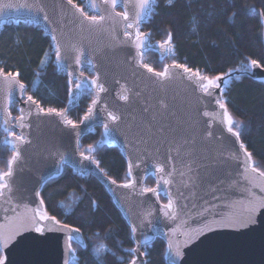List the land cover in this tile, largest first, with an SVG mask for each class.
<instances>
[{
	"label": "water",
	"instance_id": "obj_1",
	"mask_svg": "<svg viewBox=\"0 0 264 264\" xmlns=\"http://www.w3.org/2000/svg\"><path fill=\"white\" fill-rule=\"evenodd\" d=\"M40 2L52 21L51 27L59 30L61 23L64 24L63 36L59 37L61 43L67 45L80 42L86 49V58H82L85 62L79 69L84 73L83 78L99 76L106 91L98 95L93 93V98L99 100L97 113L91 121H86L77 129L65 126L62 118L55 115L33 114L29 118L31 128L25 130V134L29 136L31 143L22 146L21 158L13 165V176L8 178L13 190L11 205L0 197V250L4 264H64L65 259L70 264L76 256L72 243L83 247L86 245L81 231L74 233L72 230L77 229L76 227L67 225L56 217L59 224L55 221H41L38 217L35 225L27 222V218L33 215L35 209L47 212L44 201L43 204L40 203L41 191L46 182L62 174L63 170L57 171L61 155L68 161L66 166L83 175L91 174L97 178L112 197L130 228L132 225L137 226L136 234H132L134 248L139 247V251L132 259L136 264H148L143 248L157 238L166 242L167 263L170 254L175 256L178 246L180 256L175 257L176 264H264V208H257L251 221L247 219L250 200L248 189L251 185L241 175L244 170L240 162L231 158L232 153L237 152L241 160L244 158L243 149L239 147L242 140L240 138V141H237L227 132L226 123H220L222 110L214 103L205 106L206 102L201 99L202 94L195 90L191 80L186 79L183 69L170 67L173 79L166 81L163 86L158 84L156 82L158 78L137 65L139 57L135 48L124 42L122 23H115V32L109 27L114 24L111 20L105 22L103 29L80 31L76 25L78 18L82 17L78 12L73 15L75 10L66 5V0ZM95 2L97 5L100 4V0ZM24 3L32 4L35 0H0V4L14 5L12 8L4 9L0 14V29L9 21H31L40 25L48 34L49 27L42 20V15L37 14L35 10L17 7ZM90 3L91 0H85V8L93 15L95 12ZM123 10L118 5L116 11ZM147 19L148 17L140 26ZM149 42L158 48L159 42L152 43L151 38ZM149 51L156 52L161 60L170 59L173 55L165 54L162 57L160 51L155 48L145 53ZM87 58L95 64V71L88 66ZM172 63L168 62L166 65L171 66ZM258 65L250 67L251 75L264 79V67L259 63ZM75 67L73 65L70 70H75ZM84 69H88L89 73L84 72ZM226 79L227 77H224V80ZM225 85L226 83H222V91L216 90L223 99ZM125 89L129 90L128 101L120 99ZM5 91L3 83L0 82L1 123ZM137 92L140 93L139 96L136 95ZM81 96L73 103L68 102L65 114L67 119L69 110ZM162 98L168 103L169 111L153 121L151 116L156 112L159 107L158 101ZM15 104L17 108L24 106L18 97L15 98L13 105ZM105 105L108 111L122 117V123L112 136L106 135L102 127ZM149 105L152 106L151 110L144 112L143 109ZM27 111L25 107V113ZM204 111H208L210 115L204 117ZM173 112L175 116L171 115ZM209 121L212 122L211 130L214 135L212 138H205ZM149 124L152 125L151 133L145 130ZM129 125L133 126L134 131H144L147 143H140L139 139H134L133 134L127 131ZM162 126L175 131H165L161 134L157 129ZM97 127L102 128L104 141L110 146L117 147L127 163L129 159L134 162L138 159L143 161L138 169H133V178L137 181L135 189L120 187L125 182L116 181V184H112L113 179H109L108 175L101 172L100 167L97 168L94 163L82 160L79 156V152L82 151V139ZM12 130L19 132L17 128ZM185 138L195 140L194 144L186 146L191 155L181 150L177 156L176 152L172 151L171 155L175 159L166 163V171L175 168L170 178L172 182L169 185L161 184L158 198L153 193L141 195L140 189L147 187L146 181L152 176L149 174L155 171L154 165L166 162L169 144L173 141L180 144ZM92 159L94 160L93 157ZM189 163L192 164L194 171L181 176L180 173L186 172L185 165ZM189 176L194 178V182L189 181ZM152 177L155 179L153 187H156L157 177ZM250 177L254 183L264 187V178L257 174H250ZM260 187L251 188L256 202L264 198V192L260 191ZM37 192L40 193L39 196H36ZM166 193L178 206V216L174 221L164 217L159 211L162 204L168 203L169 195ZM7 195L5 192V196ZM161 197L167 201H162ZM9 207L15 208V211L5 212L4 209ZM147 211H152L151 217H145ZM64 225L68 227L65 228ZM36 226L41 227L43 231L36 232ZM49 228L52 230L49 231ZM9 235L12 238L7 240L5 245V239ZM69 236H73L72 241L68 240ZM145 236L150 238L148 243L140 244ZM169 242L173 245L171 249ZM69 244L74 250L71 254Z\"/></svg>",
	"mask_w": 264,
	"mask_h": 264
},
{
	"label": "trees",
	"instance_id": "obj_2",
	"mask_svg": "<svg viewBox=\"0 0 264 264\" xmlns=\"http://www.w3.org/2000/svg\"><path fill=\"white\" fill-rule=\"evenodd\" d=\"M74 2L92 15L85 8V0ZM210 12L214 14L208 15ZM141 30L151 34L152 43L164 41L167 33H172L170 59L161 60L154 51L143 56V62L157 71L173 61L209 76L231 70L223 97L233 119L242 122L240 138L252 153L255 166L264 171V79L253 77L250 68L244 66L254 59L264 67V0H174L171 5L166 0H155L152 14ZM52 43L37 23L6 22L0 29V66L6 72L18 70L28 93L42 107L59 110L69 102L68 77L57 71L54 54L51 60L44 56L45 52L51 53ZM42 58L48 61L45 65L40 64ZM84 72L89 73L88 69ZM92 99L93 94H82L69 110L68 119L78 123ZM11 111L13 116L19 114L16 104ZM5 136L0 127V171L8 169L11 156L9 148L2 144ZM104 139L102 128L93 129L82 139V151L99 161L104 174L126 182L129 177L125 158ZM89 144L94 146L92 152L87 151ZM146 185L153 187L155 179L149 176ZM41 197L48 214L80 229L85 238L84 247L72 243L76 256L70 264H129L134 258L129 251L135 246L131 228L93 175H83L65 165L60 176L46 182ZM166 250L161 238L143 248L148 264H169Z\"/></svg>",
	"mask_w": 264,
	"mask_h": 264
},
{
	"label": "snow or ice",
	"instance_id": "obj_3",
	"mask_svg": "<svg viewBox=\"0 0 264 264\" xmlns=\"http://www.w3.org/2000/svg\"><path fill=\"white\" fill-rule=\"evenodd\" d=\"M155 0H100V4L97 5L95 0H91L90 7L94 10L95 14L89 15L82 6L76 4L74 0H66V5L70 6V9H74L73 15L78 12L82 19L78 18L77 27L80 31H92L96 29H103L106 21H113L114 24L109 25L112 32H115V23H122L123 25V37L124 42L133 46L136 50V55L139 57L137 60V65L146 69L148 73L152 74L153 77L158 78L157 83L163 86L166 81H170L173 79V75L170 72V67L176 69H183L186 74V79L191 80L195 85V90L199 91L202 94L201 99L205 101V106L208 104L214 103L218 106L220 110H222V119L220 123H226L227 132L234 136L237 141H240L241 137V127L242 122L235 121L231 114L228 111L225 100L217 93V89H221L222 83H227L224 80V77H231V70L229 72L222 73L221 75L209 76L202 75L199 70L193 71L191 68L186 67L183 64L177 63L173 61L172 65H164L163 70L157 71L152 66L143 62V56L147 50L156 49L160 51L161 56L163 57L165 54H172V33L169 31L167 33V39L158 43L157 46L152 45L150 40V33H146L141 30L140 25L144 22L147 17H150L152 14V5ZM168 5L174 3V0H166ZM121 6L123 11H116L117 7ZM14 5L12 4H0V14L3 13V10L6 8H12ZM17 7L19 8H27L29 11L35 10L37 14L42 15V20L45 22V25L49 27L48 35L53 42L51 45V53L45 52L44 56L51 60L52 55L55 56V63L57 65V71H63L67 73V91L69 97V103H73L74 100L78 99L82 94L87 93L92 95L93 93L99 94L106 91L105 85L100 82L99 76L93 77L91 79L83 78L84 73L79 71V69L83 66L86 58V49L80 42H72L70 44H62L60 41V36H63V27L64 24L61 23L60 29H56L51 27L52 21L48 13L46 12L44 6L40 2V0H35V3L29 4L24 3L20 4ZM214 13L210 12L208 15H212ZM234 16L235 13H232ZM136 59V57H133ZM48 61L45 59H41L40 64L45 65ZM88 66L95 71L96 66L92 62L90 58L86 59ZM75 65V70H70ZM258 62L254 59L250 60L249 65H245V69L250 67H258ZM239 71V70H238ZM79 72V75H77ZM20 72L17 70L13 71H5L4 67L0 66V82L3 83L5 88V96H4V105L2 108L3 112V123L0 127H3V131L6 133L2 144L7 146L11 151V156L7 161L8 170L0 171V197H3L5 203L11 205L12 203V187L8 182V178L13 176V165L21 158L22 146L26 144H30L31 140L28 135L25 134V130L31 128L30 117L35 114L36 116H40L41 114L46 116H57L62 118V123L70 127L71 129H77L81 124H84L86 121H91L97 113V105L99 104V100L97 98H93L91 103L88 105L87 110L84 115L80 118L79 124L71 119L66 118L67 109H57L55 107H47L44 108L41 106L40 101L34 98L33 95L28 93V86L25 84L23 80L20 79ZM238 78V77H235ZM222 91V89H221ZM137 96L140 95L139 92L136 93ZM18 97L22 102V107H18L17 111L19 115L13 116L11 107L15 98ZM129 90L125 89L124 94L120 96V99L123 101L129 100ZM159 107L156 112H154L151 116V120H157L158 116H162L164 113L169 111V105L165 99H160L158 101ZM25 107H27L28 111L25 113ZM152 106L149 105L143 109L144 112H149ZM105 119L102 121V127L105 130V134L108 136H112L116 130L119 128V125L122 123V117L120 115L114 114L112 111L107 110V105L104 107ZM171 115L175 116L176 114L173 112ZM210 113L208 111L203 112L204 117H208ZM208 130L205 131V138H212L214 133L211 130L212 122L209 121ZM179 125V122H178ZM13 128L19 129V132L13 131ZM147 132L151 133L152 125L149 124L145 129ZM127 131L133 134L134 139H139L140 143H147V140L144 138V131L141 130H133V126L129 125ZM158 132L163 134L165 131H175V129H166L165 127H160L157 129ZM79 133H77V150L79 149ZM194 139H183V142L180 144L175 143L174 141L169 144V154L166 156L165 163H157L154 165L155 171L150 173L149 175L157 177V186L156 187H141L140 194L144 193H153L157 198L159 197L158 189L161 188V184L169 185L171 181V177L175 172V168L173 167L171 171H166V163L173 161L175 157L171 155L172 151H175L177 156L180 154L181 150L187 152L188 155H191V152L187 149V145L194 144ZM127 147V145H125ZM135 147V145H133ZM240 149H243L244 158L241 160L240 156L237 153H232L231 158L238 160L240 162V166L243 167V179L247 181L251 188L260 187L256 183H254L253 179L250 177V174H257L260 178H264V171L260 170V168L256 167L252 153L247 150L244 143L240 141L239 145ZM94 150V146L89 144L87 146V151L92 152ZM79 156L82 160L90 161L94 163L97 168H99V161H95L91 156L85 155V152L80 151ZM142 160L133 161L132 159L128 160L127 163V176L129 179L127 182L120 185L125 189H135L137 186V181L133 178V169L139 168ZM67 159L61 155L59 164L57 166V171H62L63 166L67 164ZM186 172H181V176H185L186 173H192L194 171L192 164L185 165ZM101 172L104 169L99 168ZM111 179V178H109ZM189 181L194 182V178L192 176L188 177ZM112 184H116L115 180H111ZM187 186V185H186ZM251 188L248 189L250 200L249 207L247 208L248 216L247 219L249 221L252 220L253 214L256 212L257 208H264V198H261L259 202H256L255 194L251 192ZM260 191L264 192V187H260ZM5 192L8 193L5 196ZM40 193L37 192L36 196H39ZM166 195H169L166 193ZM40 203L43 204V200H40ZM176 202L169 195L168 203L162 204L159 211L163 213V216L170 219L175 220L178 216ZM182 210V209H181ZM5 212L15 211V208H5ZM152 211H147L145 213V217H151ZM37 217L39 220L44 221H55L56 224L60 222L56 220L54 216H49L47 212H42L40 209H35L33 211V215L27 218L28 223L36 224ZM151 223V221H149ZM23 226V222L22 225ZM63 227L67 228V225ZM49 231L52 229L49 228ZM36 232H41L43 229L39 226L35 227ZM74 233H79L80 229H73ZM137 232V226H131V233L135 235ZM12 238L9 235L5 239V245L7 244V240ZM150 238L145 236L143 241H140V244H147ZM69 241L73 240V236L68 237ZM173 247L172 243L169 242V248ZM74 250L71 249V244H69V254H71ZM131 254H136L139 251V247L132 248L129 250ZM99 252V249H97ZM146 255V253L144 254ZM180 256L179 247H176L175 256L169 255V264H176L175 257ZM0 264H4V259L0 257ZM64 264H68V260L65 259ZM129 264H136L135 260L129 262Z\"/></svg>",
	"mask_w": 264,
	"mask_h": 264
},
{
	"label": "flooded vegetation",
	"instance_id": "obj_4",
	"mask_svg": "<svg viewBox=\"0 0 264 264\" xmlns=\"http://www.w3.org/2000/svg\"><path fill=\"white\" fill-rule=\"evenodd\" d=\"M140 28H142V26H140ZM144 32H146V31H144Z\"/></svg>",
	"mask_w": 264,
	"mask_h": 264
},
{
	"label": "rangeland",
	"instance_id": "obj_5",
	"mask_svg": "<svg viewBox=\"0 0 264 264\" xmlns=\"http://www.w3.org/2000/svg\"><path fill=\"white\" fill-rule=\"evenodd\" d=\"M167 64V63H166ZM245 66V65H244ZM250 71H251V68H250Z\"/></svg>",
	"mask_w": 264,
	"mask_h": 264
}]
</instances>
